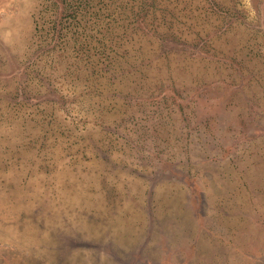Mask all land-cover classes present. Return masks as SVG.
Masks as SVG:
<instances>
[{
    "label": "rangeland",
    "instance_id": "obj_1",
    "mask_svg": "<svg viewBox=\"0 0 264 264\" xmlns=\"http://www.w3.org/2000/svg\"><path fill=\"white\" fill-rule=\"evenodd\" d=\"M0 264H264V0H0Z\"/></svg>",
    "mask_w": 264,
    "mask_h": 264
}]
</instances>
